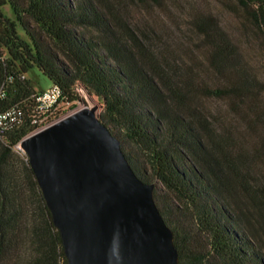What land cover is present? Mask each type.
<instances>
[{"label":"trees","instance_id":"1","mask_svg":"<svg viewBox=\"0 0 264 264\" xmlns=\"http://www.w3.org/2000/svg\"><path fill=\"white\" fill-rule=\"evenodd\" d=\"M217 1L241 39L189 0H0V113L18 112L0 133V264H66L29 159L15 149L37 130L33 70L62 105L83 92L97 100L136 176L154 185L179 264H264V0ZM136 5H187L196 56L185 70L163 35L150 43L153 27L137 32ZM208 99L224 107L214 114Z\"/></svg>","mask_w":264,"mask_h":264},{"label":"water","instance_id":"2","mask_svg":"<svg viewBox=\"0 0 264 264\" xmlns=\"http://www.w3.org/2000/svg\"><path fill=\"white\" fill-rule=\"evenodd\" d=\"M82 108L21 140L66 264H179L173 233L120 141Z\"/></svg>","mask_w":264,"mask_h":264},{"label":"rangeland","instance_id":"3","mask_svg":"<svg viewBox=\"0 0 264 264\" xmlns=\"http://www.w3.org/2000/svg\"><path fill=\"white\" fill-rule=\"evenodd\" d=\"M195 1L199 6H204L207 9H211L221 22L224 29L232 36L241 39V30L239 28L236 17L226 10L217 0H189ZM128 17L135 25V28H149L152 27L156 31L157 35L152 38L150 43L160 46L162 43L161 36L163 35V41L167 42L171 50L176 53L172 54L178 59L180 67L184 70L190 65L192 58L196 56L194 52H191L188 48L193 46L195 30L191 25V19L189 18V9L187 5L183 7H174L171 10L165 7H149L143 5H136L130 7ZM180 18L182 24L181 30L175 27V19ZM174 25V26H173ZM136 28L137 32L138 29ZM159 48V47H155ZM160 50V49H155ZM176 54V55H175ZM195 54V55H194ZM180 58V59H179ZM182 60V61H181ZM27 78L31 81L34 89L47 90L51 87V82L43 76L37 70H33L27 74ZM205 108L209 109L212 113L216 114L220 112L224 107L222 102L216 99L205 100ZM97 107L96 115L101 112L100 105L94 97H89L86 94L81 93V99L75 102L73 105L60 104L53 116L48 120V125L71 114L72 112L82 108ZM57 112V114H56ZM56 114V115H55Z\"/></svg>","mask_w":264,"mask_h":264},{"label":"built area","instance_id":"4","mask_svg":"<svg viewBox=\"0 0 264 264\" xmlns=\"http://www.w3.org/2000/svg\"><path fill=\"white\" fill-rule=\"evenodd\" d=\"M37 116L33 120V124L37 126V130H40L48 126V120L53 116L57 107L60 105L61 96L57 89L51 88L37 94L35 97ZM18 112L15 108L8 109L5 112L0 113V133H3L8 128V123L17 120ZM15 149L20 154H25L20 146V143L15 146Z\"/></svg>","mask_w":264,"mask_h":264}]
</instances>
